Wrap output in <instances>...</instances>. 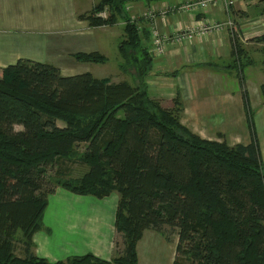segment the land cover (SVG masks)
<instances>
[{
    "label": "trees",
    "instance_id": "16d2710c",
    "mask_svg": "<svg viewBox=\"0 0 264 264\" xmlns=\"http://www.w3.org/2000/svg\"><path fill=\"white\" fill-rule=\"evenodd\" d=\"M124 2L100 0L82 17L111 25ZM106 6L110 16L102 17ZM124 33L121 67L142 79L151 55L130 18ZM254 39L264 44V33ZM75 58L105 59L99 52ZM174 101L164 107L143 81L64 75L48 62L0 68V264H138L136 246L148 228L168 241L178 235L173 264H264V161L252 115L251 141L230 145L185 126ZM74 163L87 171L66 177ZM57 187L97 198L119 194L115 227L124 249H116L115 237L112 261L89 253L50 262L32 251Z\"/></svg>",
    "mask_w": 264,
    "mask_h": 264
},
{
    "label": "crops",
    "instance_id": "0c3cea01",
    "mask_svg": "<svg viewBox=\"0 0 264 264\" xmlns=\"http://www.w3.org/2000/svg\"><path fill=\"white\" fill-rule=\"evenodd\" d=\"M99 1L0 0V68L28 59L52 63L61 72L64 68V75L91 72L76 61L75 54L99 52L105 57L100 63L106 65L112 61L107 49L113 46L116 65L111 74L115 77H109L107 69L95 77L132 84L143 81L148 93L162 103L169 101L173 105L177 99L182 107L181 122L202 138L226 140L230 145L247 144V136H251L250 114L257 135L264 136L259 130L264 123V111L259 109L264 103V44L254 39L264 33V11L258 13L255 6L264 0H242L230 10L216 5L195 13H174L173 5L178 0H125L124 12L115 23L93 26L82 15L90 13ZM149 8L156 9L157 25L167 34L199 19L223 25L186 43L171 41L167 53L158 55L153 51L149 32L153 20L139 15ZM127 18L137 23L142 45L151 55L142 79L137 78L135 69L121 67L124 58L119 45L125 38ZM229 20L241 21V25L237 23L242 29L240 35L232 33ZM115 25L123 27L118 36L110 30ZM257 62L262 69L257 68L260 74L253 75L248 68ZM260 75L261 79L256 80ZM118 201L117 192L97 198L58 187L49 197L42 228L32 237V251L50 262L89 253L112 261L116 255ZM177 242L178 235L168 241L161 232L146 229L136 246L138 264H173Z\"/></svg>",
    "mask_w": 264,
    "mask_h": 264
},
{
    "label": "built area",
    "instance_id": "2783aa9c",
    "mask_svg": "<svg viewBox=\"0 0 264 264\" xmlns=\"http://www.w3.org/2000/svg\"><path fill=\"white\" fill-rule=\"evenodd\" d=\"M237 0H178L174 6V13L177 12H198L203 9H208L211 6L220 5L223 9L230 10L231 6L234 5ZM128 9L131 10V6H128ZM104 12L100 13V16H104ZM156 9L149 8L146 11L140 12L139 15L145 16L150 20H153L150 25V37L152 40L153 51L158 54H166L168 43L171 41H176L179 44L186 43L191 41L198 36H206L214 29H219L223 24L221 22H216L212 20L199 19L194 21L191 25L181 28L178 30H173L170 34L164 33L160 30L156 22L157 16ZM166 16V14H164ZM131 21H134L131 19ZM231 28H233L232 33L235 35H240L238 24L233 20L227 22Z\"/></svg>",
    "mask_w": 264,
    "mask_h": 264
},
{
    "label": "rangeland",
    "instance_id": "374dc122",
    "mask_svg": "<svg viewBox=\"0 0 264 264\" xmlns=\"http://www.w3.org/2000/svg\"><path fill=\"white\" fill-rule=\"evenodd\" d=\"M241 1L242 0H237V2H240L241 3ZM254 2H258L259 3V1L258 0H254ZM255 6H258V9H257V12L258 13H260L261 11H263V9H264V2L263 3H260V4H258V5H255ZM237 7V6H236ZM104 16L103 17H108V16H110V12H109V8H107V6L104 8ZM136 13V12H135ZM250 13L251 14H255L256 13V10H250ZM132 18L133 19H135L136 17H135V15L133 14L132 15ZM236 23H238L239 25H241V21H239V22H236ZM118 24V23H117ZM237 26L238 27V29L240 30V34L242 33L241 32V26ZM233 29V28H232ZM110 30H113V35L114 34H116L117 36L119 35V34H121L120 32H122L123 31V27L122 26H120V25H115V26H113ZM233 31V30H232ZM235 35H237V32H235ZM195 39V38H194ZM193 39V40H194ZM107 52H108V54H109V56L112 58V61L110 62H108L106 65L104 64V63H95V62H79L77 59H76V61L77 62H79V63H82V65H84V66H86V67H89V69H90V71L92 72V74L94 75V76H99V75H101V73H102V71L104 70V69H107V72H109V77L110 76H112V77H115V74H111V72L113 73V69L115 68V65H116V62L114 61V58H113V56L112 55H114V57L116 56V51L114 50V47L113 46H110L108 49H107ZM78 63V65H80ZM52 64V63H51ZM257 68H260V69H262V64L261 63H256L255 64V66L253 65L252 67L250 66V68H248V69H251V72H252V74L253 75H255V74H260L259 73V71H258V69ZM108 70H110V71H108ZM62 72L63 73H65V70H64V68L62 69ZM248 72V71H247ZM259 79H261V75L256 79V80H259ZM153 98H155V97H153ZM157 99V98H156ZM159 100V99H158ZM160 101V100H159ZM160 103L163 105V106H167L168 108H173L174 106H175V101H173V105L169 102V101H163V103H162V101H160ZM260 109V111H261V113L264 111V103H263V105L261 106V108H259ZM60 124H62V122L60 121L59 122ZM264 124V123H263ZM263 124L261 125V127H260V133H264V127H263ZM17 129H21L22 127L21 126H17L16 127ZM264 135V134H263ZM248 137V139H247V141L246 142H248L249 143V141H251V136H247ZM258 139H259V142L261 141L262 142V144L260 145V148H261V153H262V157H263V161H264V136H258ZM223 140V139H222ZM86 146H87V144H81L79 147H78V151L79 152H81V153H83L84 151H85V148H86ZM70 167V171L68 172V173H66L65 172V176L66 177H72V178H79L80 176H82L86 171H87V166H83V164H79V163H74V164H68ZM56 169V168H55ZM55 171V170H54ZM53 171V172H54ZM52 172V174H54ZM57 174H59V173H57ZM62 175H63V173H61ZM57 175H54V177H56ZM49 186H51V185H49ZM48 186V187H49ZM58 188V187H57ZM56 188V189H57ZM51 196V195H50ZM49 196V197H50ZM116 241H117V244H116V249L118 250V251H122L123 249H124V243H123V241H124V237L122 236V235H117V237H116ZM16 244V253H17V255H20V256H24L25 254H24V244H22V243H20V242H16L15 243Z\"/></svg>",
    "mask_w": 264,
    "mask_h": 264
}]
</instances>
